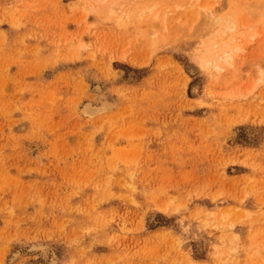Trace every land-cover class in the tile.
Wrapping results in <instances>:
<instances>
[{
  "label": "rangeland",
  "instance_id": "374dc122",
  "mask_svg": "<svg viewBox=\"0 0 264 264\" xmlns=\"http://www.w3.org/2000/svg\"><path fill=\"white\" fill-rule=\"evenodd\" d=\"M188 1L0 0V264H264V0Z\"/></svg>",
  "mask_w": 264,
  "mask_h": 264
},
{
  "label": "bare ground",
  "instance_id": "6f19581e",
  "mask_svg": "<svg viewBox=\"0 0 264 264\" xmlns=\"http://www.w3.org/2000/svg\"><path fill=\"white\" fill-rule=\"evenodd\" d=\"M157 2V1H156ZM188 8H190V7H192V8H194V5H196V2L194 1V0H190V1H188ZM154 6V5H153ZM185 7V6H184ZM186 7V8H187ZM197 6H195V8H196ZM199 7V6H198ZM260 7V6H259ZM148 8H150L151 9V6L150 7H148ZM147 8V9H148ZM204 8H206L205 6H204ZM208 8V7H207ZM206 8V9H207ZM183 9H185V8H183ZM191 9V8H190ZM257 9V8H256ZM187 10V9H186ZM173 11V10H172ZM177 11V10H176ZM189 11V10H188ZM202 11V10H201ZM257 11V10H256ZM258 12V11H257ZM142 13H143V11H142ZM149 13V12H148ZM211 13V12H210ZM157 14V13H156ZM258 14V13H257ZM200 15V14H199ZM157 17V16H156ZM180 18V17H179ZM228 56V55H227ZM227 56H225V57H227ZM231 56V55H230ZM108 107H111L106 101H105V103H101L100 105H95V104H93V103H91V102H88V103H86L85 104V106H84V108H82L83 109V111H84V113L87 115V116H89V117H93V116H95V115H97V114H99V113H101V112H103V111H105V110H107L108 109ZM38 246V245H37ZM37 246H35V247H37ZM40 246V245H39ZM38 246V247H39ZM42 247V246H41ZM40 247V248H41ZM39 249V248H38ZM11 259H13V258H11ZM49 264H53V261L51 262V263H49Z\"/></svg>",
  "mask_w": 264,
  "mask_h": 264
}]
</instances>
